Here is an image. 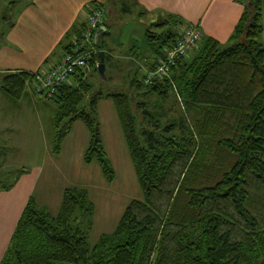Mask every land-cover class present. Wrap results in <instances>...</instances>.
Returning <instances> with one entry per match:
<instances>
[{
  "label": "trees",
  "instance_id": "trees-1",
  "mask_svg": "<svg viewBox=\"0 0 264 264\" xmlns=\"http://www.w3.org/2000/svg\"><path fill=\"white\" fill-rule=\"evenodd\" d=\"M239 3L243 10L226 41L201 36L168 77L143 85V68H153L187 25L171 16L154 21L146 27V37L160 40L158 48L141 60L144 67L137 65L125 86L108 90L101 82L95 88L85 73L98 76V53L104 47L92 39L104 24L105 10L92 4L102 19L86 48L96 53L51 98L40 96L55 106L50 152L58 155L73 122L81 121L88 132L83 162L96 160L103 179L111 183L114 172L96 108L99 100H110L141 199L131 200L114 230L89 245L93 205L84 188H64L54 215L29 196L0 264H264L262 0ZM81 25L76 40L85 23ZM107 64L104 52V85L110 80ZM38 73L6 75L1 89L16 101L25 81L35 84ZM171 94L184 111L179 116L163 110ZM25 171L21 167L0 191H10Z\"/></svg>",
  "mask_w": 264,
  "mask_h": 264
},
{
  "label": "rangeland",
  "instance_id": "rangeland-1",
  "mask_svg": "<svg viewBox=\"0 0 264 264\" xmlns=\"http://www.w3.org/2000/svg\"><path fill=\"white\" fill-rule=\"evenodd\" d=\"M16 1L18 4L19 0H15V3ZM7 2L10 0H0V33L6 27L2 21L6 22L5 25L13 21L15 7L18 6L9 4L8 7ZM115 2L111 10L108 5L105 7L104 19L110 21L111 13L114 18L109 34L102 40L114 52L129 54L134 62L138 57L141 60L151 57L152 49L158 48L160 40L146 37L148 18L137 16L139 11L131 0ZM6 5L9 10L7 7L3 8ZM123 7L128 10L123 11ZM12 8L14 9L11 10ZM151 30L155 29L152 27ZM106 70L107 76L112 79L107 85H104L106 81L100 80L91 70H86V78L95 88L101 82L103 90L117 85L123 87L130 81L127 75L120 73L114 76L117 82L120 81L115 85L116 83H112V71L108 64ZM27 94L26 98L11 101L0 92V186L11 183L21 167L26 169L22 175L24 179L19 177L20 180L18 179L12 190L0 191V260L10 231L29 196L34 197L38 204L54 215L64 188H84L93 205L91 228L88 233L89 245H93L100 235L109 234L114 230L120 215L131 200L141 199V192L110 100L101 99L97 105L103 148L114 172L112 182L107 183L96 160H92L88 165L83 162L88 132L81 121L73 122L69 133L60 143L59 154H51L50 120L55 106L51 102L41 103L38 100L40 96L36 95L35 91L34 95L30 91ZM169 97L168 102L162 106L163 110L170 115L179 116L184 112L177 101L179 99L173 94Z\"/></svg>",
  "mask_w": 264,
  "mask_h": 264
},
{
  "label": "crops",
  "instance_id": "crops-1",
  "mask_svg": "<svg viewBox=\"0 0 264 264\" xmlns=\"http://www.w3.org/2000/svg\"><path fill=\"white\" fill-rule=\"evenodd\" d=\"M131 1L139 11L137 16L148 18L146 27L163 16H171L183 24L197 25L201 36H208L219 42H224L229 38L243 10L239 3L240 0ZM114 2L110 0H19L18 4L15 0L7 2L8 7L10 3H12L11 6H18L15 7L13 21L5 25L6 22L1 20L6 26L0 33V92L3 96L6 97L1 89L3 77L19 72L32 75L48 71L64 52L65 45L73 41L76 35L75 30L85 23L92 4H102L104 10L108 5L111 10L115 6ZM110 17V21L104 19L102 28L97 31L92 42L103 41L104 36L109 34L114 15L111 13ZM262 24L263 30L259 40L264 46V0H262ZM102 43L104 47L101 50L109 56L108 67H111L113 84L120 83L119 80L116 81L115 75L123 73L131 78L137 65L144 67L139 57L134 62L129 54L114 52L104 41ZM129 66L132 67L129 68ZM33 89L34 81L27 79L23 93L16 101L26 98L28 91L34 95ZM38 100L41 103H47L40 97ZM20 177L23 178L22 175Z\"/></svg>",
  "mask_w": 264,
  "mask_h": 264
},
{
  "label": "built area",
  "instance_id": "built-area-1",
  "mask_svg": "<svg viewBox=\"0 0 264 264\" xmlns=\"http://www.w3.org/2000/svg\"><path fill=\"white\" fill-rule=\"evenodd\" d=\"M101 19L100 10H90L81 38L73 39L69 51L63 52L48 71L35 75L34 91L36 95L51 98L57 86L64 83L75 70L86 66L91 55L96 53L94 49L86 48V45L92 32L100 24ZM200 39L199 27L194 24L186 25L171 47L165 49L163 54L156 59L153 68L143 70V85H148L155 78L168 77L170 68L175 65L176 60L196 47Z\"/></svg>",
  "mask_w": 264,
  "mask_h": 264
},
{
  "label": "water",
  "instance_id": "water-1",
  "mask_svg": "<svg viewBox=\"0 0 264 264\" xmlns=\"http://www.w3.org/2000/svg\"><path fill=\"white\" fill-rule=\"evenodd\" d=\"M98 64L96 65V70L99 78L105 80V65H104V52L100 51L98 53Z\"/></svg>",
  "mask_w": 264,
  "mask_h": 264
},
{
  "label": "bare ground",
  "instance_id": "bare-ground-1",
  "mask_svg": "<svg viewBox=\"0 0 264 264\" xmlns=\"http://www.w3.org/2000/svg\"><path fill=\"white\" fill-rule=\"evenodd\" d=\"M82 26V25H81Z\"/></svg>",
  "mask_w": 264,
  "mask_h": 264
}]
</instances>
